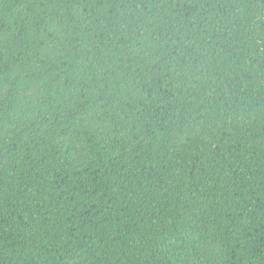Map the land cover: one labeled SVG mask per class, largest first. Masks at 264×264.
Masks as SVG:
<instances>
[{
	"label": "trees",
	"instance_id": "16d2710c",
	"mask_svg": "<svg viewBox=\"0 0 264 264\" xmlns=\"http://www.w3.org/2000/svg\"><path fill=\"white\" fill-rule=\"evenodd\" d=\"M214 244L264 264V0H0V264Z\"/></svg>",
	"mask_w": 264,
	"mask_h": 264
},
{
	"label": "rangeland",
	"instance_id": "374dc122",
	"mask_svg": "<svg viewBox=\"0 0 264 264\" xmlns=\"http://www.w3.org/2000/svg\"><path fill=\"white\" fill-rule=\"evenodd\" d=\"M49 55L53 58L56 62H59L61 59L60 52L58 49H51L49 51ZM38 92L39 89H36ZM31 95V94H30ZM34 107L32 106L30 101L26 102V109L27 113H30ZM24 111V113H26ZM74 148V156H75V165L81 166L89 161V154L83 147L81 142H77L73 146ZM219 248L216 244L211 245L208 247L207 250H203L201 258H197L196 254L190 252V257L187 260V264H220L219 260Z\"/></svg>",
	"mask_w": 264,
	"mask_h": 264
}]
</instances>
